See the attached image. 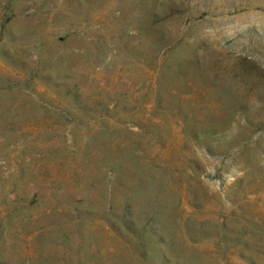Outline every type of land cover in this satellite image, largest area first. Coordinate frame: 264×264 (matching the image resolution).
<instances>
[{"label":"rangeland","instance_id":"obj_1","mask_svg":"<svg viewBox=\"0 0 264 264\" xmlns=\"http://www.w3.org/2000/svg\"><path fill=\"white\" fill-rule=\"evenodd\" d=\"M0 264H264V0H0Z\"/></svg>","mask_w":264,"mask_h":264}]
</instances>
